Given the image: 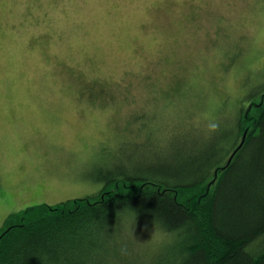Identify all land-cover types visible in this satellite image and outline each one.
Listing matches in <instances>:
<instances>
[{
    "label": "rangeland",
    "instance_id": "374dc122",
    "mask_svg": "<svg viewBox=\"0 0 264 264\" xmlns=\"http://www.w3.org/2000/svg\"><path fill=\"white\" fill-rule=\"evenodd\" d=\"M263 85L264 0H0V226L146 164L128 114L206 124Z\"/></svg>",
    "mask_w": 264,
    "mask_h": 264
},
{
    "label": "trees",
    "instance_id": "16d2710c",
    "mask_svg": "<svg viewBox=\"0 0 264 264\" xmlns=\"http://www.w3.org/2000/svg\"><path fill=\"white\" fill-rule=\"evenodd\" d=\"M249 99L162 132L147 106L128 114L146 164L100 171L96 192L43 202L33 218L10 213L0 264H264V85Z\"/></svg>",
    "mask_w": 264,
    "mask_h": 264
},
{
    "label": "water",
    "instance_id": "95a60500",
    "mask_svg": "<svg viewBox=\"0 0 264 264\" xmlns=\"http://www.w3.org/2000/svg\"><path fill=\"white\" fill-rule=\"evenodd\" d=\"M244 138H245V134L243 133V136H242V138H241L239 144L237 145L238 147H236V149H235L234 151H232L231 154H233V153L237 150V148L241 147V143L243 142ZM231 154H230V155H231ZM230 158H231V157H230ZM230 158H229V161H230ZM214 176H216V172H215ZM213 181H214V180H213ZM208 187H209V186H208Z\"/></svg>",
    "mask_w": 264,
    "mask_h": 264
},
{
    "label": "clouds",
    "instance_id": "9594fccd",
    "mask_svg": "<svg viewBox=\"0 0 264 264\" xmlns=\"http://www.w3.org/2000/svg\"><path fill=\"white\" fill-rule=\"evenodd\" d=\"M166 230L165 229H157L155 230V233L159 234V233H164ZM245 250H248L247 246L245 247Z\"/></svg>",
    "mask_w": 264,
    "mask_h": 264
}]
</instances>
